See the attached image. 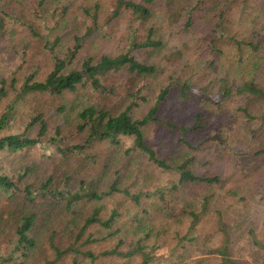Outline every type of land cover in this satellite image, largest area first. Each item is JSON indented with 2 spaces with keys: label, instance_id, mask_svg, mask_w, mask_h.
Instances as JSON below:
<instances>
[{
  "label": "trees",
  "instance_id": "1",
  "mask_svg": "<svg viewBox=\"0 0 264 264\" xmlns=\"http://www.w3.org/2000/svg\"><path fill=\"white\" fill-rule=\"evenodd\" d=\"M66 1L0 0L1 33H4L6 19L10 18L32 37L45 41L44 48L52 61L43 79L38 78V70H35L19 86L15 83L17 78L13 80L12 96L6 79L2 78L0 98L8 97L9 101L0 113V133L7 128L27 95L41 94L52 101L40 105L39 136L28 131L2 134L0 151L17 153L39 146L43 142L41 136L51 131L49 123L61 112L67 119L75 118V129L82 137V142L62 147L61 123L56 125L47 141L58 146L61 161L57 163L55 154L47 155V149L43 148L47 173L42 175L39 185L30 182L22 195L9 194L16 187L15 182L0 173V197L15 204V208L7 211L10 217L6 218L11 226L6 234L11 249L7 257H0L1 261L26 264L24 259L35 261L42 255L45 264H57L66 258L71 259V264H96L104 258H121L123 264L129 260L134 264H241L229 257L234 238L230 236L232 233L229 238L226 236L223 222L230 206H219L215 188L223 186L228 179L224 165L229 171L251 167L250 172L245 173L246 183L242 188L248 192L264 189V171H260L264 168V0H114V12L103 23L101 2L97 1L84 8L83 22L75 16L77 30L79 24L86 25L90 18L91 25H87L83 34L75 32L73 43L62 51L59 44L63 34L49 42L46 36L49 33L41 32L40 24L46 25L49 32L64 28L73 12L69 5L72 3ZM158 7L163 8L164 18L158 15ZM33 8L43 12L39 21L28 16ZM123 8L131 10L132 21H139V26L130 27L132 32L126 48L118 54L103 53L98 58L90 55L79 62L84 42L93 44V36L103 38L106 23ZM158 18L166 25L157 23ZM166 31L189 38L182 42V47L168 49ZM192 38L194 41H189ZM222 40L239 56L238 65L234 66L236 75L225 74L212 79L210 71L215 68L214 64L229 54L219 45ZM24 50L21 56L25 55ZM136 50L147 52L143 54L145 59H140ZM165 50L168 52L165 58L173 66L187 55L181 65L182 74H162L164 68L160 60L155 59ZM242 62H246L245 66H241ZM118 80L129 83L132 88L146 82L141 102L148 103L149 108L143 116L132 114L133 102L120 111L113 106V98L119 93L115 85ZM86 90L95 97V104L72 110V105L65 100L62 102L66 95L76 96ZM167 101L178 109V117L191 106V101L201 108L207 107V112L197 110L193 118L181 121L172 117ZM209 106L213 108L208 109ZM150 126H160L172 135L168 144L172 151L167 156H160L149 142L146 129ZM122 136L133 137L131 150L147 155L154 169L175 175L169 185L130 190L120 185L118 177L107 176L111 168L108 163L101 169L100 176L90 180L81 178L79 187L74 190L69 184L73 178L71 170H65L63 190L53 184L60 167L65 163L70 166V155L80 160L93 158L91 148L97 142H107L112 147L121 143ZM236 143L248 144L251 153L238 152L234 147ZM205 159L209 168L201 172L197 167L203 165ZM119 193L124 197L116 200L115 205L107 206L104 200ZM239 194V189L230 187L224 199ZM144 197L150 199L148 204L142 202ZM126 213L128 217L123 219ZM154 214L160 216L159 221L152 217ZM212 218H217V228L213 227ZM95 225L107 232L100 236L88 232ZM248 231L253 243L264 247V233L261 237L255 225ZM216 232L224 234L222 242H217ZM112 237L116 239L114 244L110 243L99 253L88 247ZM46 242L54 251L53 258L47 257Z\"/></svg>",
  "mask_w": 264,
  "mask_h": 264
},
{
  "label": "rangeland",
  "instance_id": "2",
  "mask_svg": "<svg viewBox=\"0 0 264 264\" xmlns=\"http://www.w3.org/2000/svg\"><path fill=\"white\" fill-rule=\"evenodd\" d=\"M68 1L72 4H69ZM97 1L101 2V13L102 15H104V18L101 22H105V19H109V17H111L114 12L116 6L113 3L114 0H67L66 2L73 8V12L68 16V24L64 28L59 29L58 27L57 30H51L50 32L47 30L48 28L46 25L44 26L43 24H40L41 32H44L45 34L49 33L46 35L49 42L55 40L59 34H63V38L59 44L61 49L59 50L66 51L67 48L73 43L74 33L77 32V34H83L87 25H91L90 18L86 25L83 24L81 26V24H79V30H77L75 16L79 18V21H82V17H84V8H86V6L94 4ZM162 10V7H158L157 12L160 17H163V14L161 12ZM42 14L38 8H33L32 13H30L28 16L33 21H39ZM6 20L7 24L4 28V33L2 34L0 30V87L2 78H5L7 82L6 86L10 90V96H12L14 93L11 86L13 80L17 78L18 81H16L15 83L16 86H19L23 82L24 78L30 75L29 73H32L35 70H38V78L43 79L48 75L47 73L51 69L50 63L52 61L50 60L51 57L48 53V50L44 48V40L39 41L40 39L32 37L27 30L26 31L28 33L25 32L23 26L19 25L18 23L12 22L10 18H7ZM132 20L133 15L131 13V10L123 8L120 14L113 17L109 23H106V35L103 38L97 39L96 36H93V44H89L88 41L84 42L85 46L80 51L78 57L79 62L90 55L96 56V58H98L103 53L118 54L122 52L129 42L128 35H130V33L132 32L130 29L131 25H133L134 27L139 26L138 20ZM156 21L157 23L160 22L166 25L159 18L156 19ZM20 28L22 29V32ZM160 31H158V35H160ZM138 32L141 35V29L138 30ZM164 38L168 39L166 41L168 49H176L177 47H182V42L189 37L187 36L183 39V37L178 35V32L173 31V34H169L166 31L164 34ZM189 41H194V38H192L191 40L189 39ZM219 45L222 46L225 50H228L229 54H225L220 62L217 61L216 64H214L215 68L211 69L210 71L211 78L213 79L225 74H229V76H235L236 71L234 69V66L238 65L239 56L235 55L236 52L233 47L229 44H226L225 41H220ZM24 47H26L25 50ZM23 50L25 52V55L21 56ZM135 52L140 59L144 57L143 54L147 53L144 52V50H136ZM166 53H168L167 50H165L162 54L157 55V58L155 59L156 61L160 60V64L162 65V68H164L162 74H182L181 65L182 62H184L187 58V55L184 56L183 60L179 61L180 63H178L176 66H173L172 62L168 61L165 58ZM242 64L243 65L241 66H245L246 62H242ZM115 83V85L119 87V93H117V95L113 98V106L116 108V110H123L133 102L134 106L132 108V114L135 117L143 116L149 108L148 103L144 104L143 102H141V93L146 86V82H141L135 88H132L129 83L127 84V82L123 80L115 81ZM173 92L175 93L176 89ZM129 93L131 99L128 98ZM144 93H146V89ZM66 96V98H64L62 102H64L65 100L66 102H68V105H72V110H78L82 106L85 107L97 102L95 97L90 94V90H86L85 92L83 91V93H80L76 96ZM47 99L48 98L41 94L27 95L25 100L19 103L17 113L13 116L7 128L2 131L0 135L11 132L28 131L29 134L35 137L39 136L41 129L39 121V117L41 115L39 108L41 104H43L44 106V104H49L52 101L51 99ZM170 99L171 97L168 100ZM8 101V97L0 98V113L5 109ZM167 102L168 103L166 106H168L167 109H169L172 104L169 103V101ZM210 108L213 107L209 106L208 109ZM204 109L205 112H207V107L203 106L201 108L200 106H197L193 101H191V106L188 107L186 111H182L180 113V117H178L179 115H177V108L171 107L170 111L172 117H176L182 121L187 118H193L195 111H204ZM47 113L50 114L51 111H48ZM74 119L75 118L73 117H71V120L67 119L62 112L58 113L49 123L51 131H46V135H40L43 142L42 144H39V146L37 145L17 153L0 151V173L10 176V178L14 180L16 185V187L11 190L9 194L22 195L27 190L26 186L30 182L37 185L40 184L42 175H46L47 173V171H44V167L46 164L45 162L47 159H45V155L43 154V148L47 149V155L49 153L55 154V157H57V163L61 161L59 159V153L57 150L58 146L51 145L47 141V139L51 135L50 133L55 132L54 127L56 125L61 123V136L63 140H61L62 147L68 146L69 144H73L75 142H82V137L77 134V130L75 129ZM146 134L149 142L157 148L158 154L160 156H167V154L172 151L171 147L168 145L169 142H171L172 135H170L167 130L162 129L160 126H150L146 129ZM201 136L202 135H199V137ZM120 139L121 143L112 147L110 143L97 142L94 147L91 148L95 154L93 158H83L80 160L70 155V158H72L70 160L71 163H69L70 166H67V163H65V165L63 164L60 167L61 169L59 168L60 170L58 169L59 171L56 175V179H54L53 181V184L63 190L62 187L65 184L64 181L67 176V174H65V170H71V175L73 176V178L69 181V184L71 189L74 190L79 187L81 178L90 180L92 177L100 176L99 174H101V169L106 168L104 167L106 163H108V165L111 167L107 171V176H110L111 178L118 177L121 181L120 185L122 187H127L130 190L132 189L134 191H138L136 189H138L139 187L145 190L147 188L152 189V186L154 185H169L170 180L175 178L174 174L172 175L170 173H167L163 171V169H158L157 167L154 169V163L149 162L146 158L147 155L145 156V154L141 153V151L133 152L131 150V147L133 146V137L122 136ZM234 147L240 153H251V148L248 144L236 143ZM242 160L244 161L245 159ZM28 166L31 167L29 168V171L27 170ZM222 166L223 168H225L224 174L228 175V179H226V183L223 186H218L215 188V194L218 197L220 207L226 208L227 206H230V209L228 211L229 213H226L225 221L223 222L226 228V236L229 238L228 235L230 233H232V235L234 234L233 237L230 234L231 238H234V243L233 246L229 249V257L232 260L240 262L241 264H263L264 247L261 248L253 243L248 230L251 226L255 225L256 232L261 235V237L263 236L264 189L258 188L259 185L258 187L254 186L258 189H251L250 192L245 190L246 188H242L246 183L244 179L245 173L248 174L251 167L235 169L232 168L234 170L229 171L228 169L226 170L227 167H225L224 165ZM197 168H199L198 170H200L201 172L209 168V164L206 159L204 160V164ZM74 169H76V171ZM260 171H264V168H260ZM230 187H236L237 189H239L240 194L236 197L225 200L224 194ZM122 196L124 197V194L119 193L115 197L111 199H105L104 201L107 206L111 207L115 205V201L120 199V197ZM145 199L146 198L144 197L142 202L148 204L150 202V199ZM213 201L217 200L213 199ZM12 208H15V204L11 200H9L8 198L6 199L0 197V257H7V254L11 249V245L6 239V234L11 229V226L9 223L10 220L6 218L10 217L7 211ZM4 214H6L7 216H5ZM126 217H128L127 213L124 214L122 218L126 219ZM152 217L156 221H159V215L156 216V214H154ZM253 219L256 220L255 223H251ZM210 220L211 223H214L213 227L217 228V218L216 220L214 218ZM88 232H92L95 236H100L106 233L107 229L95 225L92 226L88 230ZM224 237L225 236L223 233L216 232L217 242H222ZM115 240L116 239L112 237L107 241L89 244L88 247L90 246L93 251L99 253V251H101L103 248L114 244L113 241ZM45 248L48 252L47 257L53 258L54 254H52L53 250L49 242H46ZM24 261H26V264H45V259L42 257V255L36 257L35 261H33L32 258H30L28 261L24 259ZM97 262L98 263L96 264H123L121 258H115L113 260L104 258ZM0 264L19 263H13L11 260L1 261L0 259ZM57 264H71V259L66 258L57 261ZM125 264H134V261L129 260V262Z\"/></svg>",
  "mask_w": 264,
  "mask_h": 264
}]
</instances>
